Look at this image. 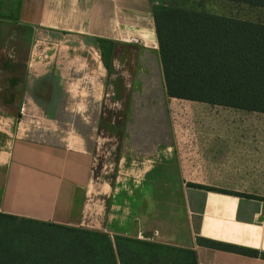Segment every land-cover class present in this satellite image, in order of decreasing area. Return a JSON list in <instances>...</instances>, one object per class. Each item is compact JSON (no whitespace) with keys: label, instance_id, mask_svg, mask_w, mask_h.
Returning <instances> with one entry per match:
<instances>
[{"label":"crops","instance_id":"obj_1","mask_svg":"<svg viewBox=\"0 0 264 264\" xmlns=\"http://www.w3.org/2000/svg\"><path fill=\"white\" fill-rule=\"evenodd\" d=\"M153 7L0 0L31 30L16 114L0 102V213L264 264L199 243L264 255V113L171 98Z\"/></svg>","mask_w":264,"mask_h":264},{"label":"trees","instance_id":"obj_2","mask_svg":"<svg viewBox=\"0 0 264 264\" xmlns=\"http://www.w3.org/2000/svg\"><path fill=\"white\" fill-rule=\"evenodd\" d=\"M264 8V0H221ZM168 95L248 112L264 113V24L188 8L153 7ZM102 44L110 67L111 49ZM24 81V77H23ZM250 197V196H249ZM19 224L49 228L37 249L26 243ZM17 228V229H15ZM10 229H15L13 232ZM17 235V234H16ZM220 249L255 257L257 251L200 239ZM0 264H198L187 249L101 231L42 223L0 213Z\"/></svg>","mask_w":264,"mask_h":264},{"label":"rangeland","instance_id":"obj_3","mask_svg":"<svg viewBox=\"0 0 264 264\" xmlns=\"http://www.w3.org/2000/svg\"><path fill=\"white\" fill-rule=\"evenodd\" d=\"M156 5H185L188 8L204 10L220 16L264 24V8L251 7L247 4L231 3L221 0H152ZM30 28L0 19V102H13L5 111L16 114L21 97L23 77L30 46ZM22 230L15 237H26V243L37 249L47 238L49 228L39 225L19 224ZM17 229V228H15ZM15 229H10L13 232ZM18 236V237H17Z\"/></svg>","mask_w":264,"mask_h":264},{"label":"built area","instance_id":"obj_4","mask_svg":"<svg viewBox=\"0 0 264 264\" xmlns=\"http://www.w3.org/2000/svg\"><path fill=\"white\" fill-rule=\"evenodd\" d=\"M132 43L138 44L139 41L137 39H132Z\"/></svg>","mask_w":264,"mask_h":264}]
</instances>
